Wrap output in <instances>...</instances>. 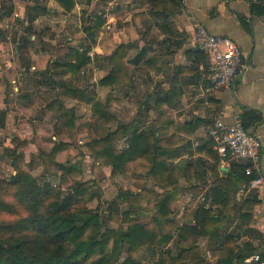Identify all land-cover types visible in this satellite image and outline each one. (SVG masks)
I'll return each instance as SVG.
<instances>
[{"label": "crops", "instance_id": "1", "mask_svg": "<svg viewBox=\"0 0 264 264\" xmlns=\"http://www.w3.org/2000/svg\"><path fill=\"white\" fill-rule=\"evenodd\" d=\"M103 1L106 7L101 10ZM163 2L170 3L169 0H0V35L5 34L0 39V70L6 64L10 69L6 71L8 78L22 86L11 104L4 100L5 90H0V112H4L0 142L5 146L0 159L14 154L15 158L9 160L11 169L13 162L21 161L26 168L34 166L44 182L58 183L63 188L72 186L82 178L80 171L73 167L63 172L64 167L59 163L73 160L76 155L69 143L77 122H84L77 116L85 107V120L92 117L90 105L96 101L103 104L98 95L102 91L106 94V109L113 117L120 111L129 115L126 118L130 120L121 126H128L130 130L150 128L160 145L163 143L178 151L176 158H167L178 185L171 210L175 203H180L182 183L188 187L186 201H191V207L179 206L185 216L182 222L177 221L178 225L186 221L189 214L186 215V209L210 207L207 194L210 186L216 179L225 177L229 163L236 162L221 160L211 148L207 131L220 111L226 123L233 122L234 115L244 108L259 114L260 119L250 129L259 135L263 144L258 169L264 176V15L257 16L250 10L251 3L264 4V0H182V7L174 6L173 13ZM193 21L202 24L211 34L229 37L241 50L243 66L232 89L208 91L200 76H196L187 57L188 51L195 50ZM111 24H114L113 31L105 37V46L111 53L120 48L123 69L115 82L99 86L100 69L92 67L89 61L82 70L72 73L68 67L69 54L81 51L86 42L93 50L99 48L104 38L102 29ZM70 33L73 35L66 39ZM134 40L136 43L129 45ZM43 43L51 48L64 44L68 49L60 56H50L44 51ZM9 62L11 66L13 62L12 68ZM17 64L21 72L18 76L14 70ZM82 90H87L83 101L66 92L77 95ZM41 101L44 102L41 104ZM141 113H145L142 116L155 113V120L146 122L144 116L145 122L140 123ZM81 132L86 134L83 129ZM129 138L130 132L120 137L119 143ZM55 144L63 145L55 152L52 151ZM50 151L56 155L49 156ZM45 156H48L46 161ZM253 195L259 202L245 211L247 226L237 228L238 212L228 232H234L238 248L248 245L254 249L253 255L263 259L264 191L249 190L240 182L233 201L240 206ZM157 197L156 202L160 201ZM197 202L200 203L196 205ZM175 235L172 232L171 236ZM202 240L207 241L202 242L208 247L203 256L209 264L215 263L209 241Z\"/></svg>", "mask_w": 264, "mask_h": 264}, {"label": "trees", "instance_id": "2", "mask_svg": "<svg viewBox=\"0 0 264 264\" xmlns=\"http://www.w3.org/2000/svg\"><path fill=\"white\" fill-rule=\"evenodd\" d=\"M169 2L171 5L168 2L163 3L171 13L174 12V6L178 9L182 7V0H169ZM250 10L252 14L262 16L264 4L251 3ZM240 20L244 21L242 18ZM122 57L123 53L119 48L108 59L112 66H122L120 63ZM187 57L192 63L196 76H200L198 67L200 64H206V56L199 49H193L187 52ZM69 58L71 62L68 67L71 72L82 70L90 61L86 56V48L69 54ZM118 70L121 69L112 67L111 72L98 81L99 86H107L115 82L116 76L120 74ZM84 91L86 90L76 92L77 95H71L70 91L66 92L70 97L83 101L86 97ZM91 107L96 120L104 123L110 121L111 117L107 113L106 106L94 102ZM239 114L242 125L247 130H251L253 124L260 119L258 113L247 108ZM3 120L4 112H0V127L3 126ZM128 132L130 138L127 140V149L118 154L114 153L112 143ZM87 146L100 159L104 158L105 164L110 165L113 172L129 171L130 164L138 163L142 178L166 190L165 194H158L160 201L153 206L151 218L153 224L148 226L134 219L131 209L134 205L129 199L135 198V193H130L129 190L120 191L115 199L133 205L122 212L123 223L127 224L125 228H108L104 218L85 207H81L75 213L66 214L72 203L80 199L87 202L97 197L89 190V185L77 182L63 195L59 187H52L48 182L39 185L34 177L14 164L16 172L11 177V183L13 186H18L15 194L29 209V215L15 223L5 225L7 232L17 235L11 239V242L0 243V264H113L114 259L123 253L126 256L119 264H141L132 257V253L144 246L153 249L157 244L167 245L172 239L168 234L169 231L176 234V246L179 252L175 257L166 252L165 255L161 254L147 264H209L203 259L196 246V243L202 239L209 241L212 258H216L213 264H244L247 255L254 252V249L248 248V245L238 248L235 245L234 232H228L238 212L240 214L237 228L247 226L244 224L245 211L259 202L255 195L243 200L240 206L233 201L239 183L248 185L255 176V174L245 176L244 170L247 165L229 163L225 177L216 179L207 192L211 199L210 207L198 206L189 212L185 222L178 225L171 218L173 214L171 205L178 195L177 179L174 170L169 169L166 162L167 158H176L179 155L175 148L163 143L160 145L152 130H137L135 127L130 130L128 126L123 125L112 133L98 136ZM57 148H53L52 151L56 152ZM0 184L11 185L1 180ZM136 189L140 191V188ZM112 203L114 204V201ZM18 230L21 232H17ZM86 231L88 234L83 236ZM95 256L98 257L89 259Z\"/></svg>", "mask_w": 264, "mask_h": 264}, {"label": "rangeland", "instance_id": "3", "mask_svg": "<svg viewBox=\"0 0 264 264\" xmlns=\"http://www.w3.org/2000/svg\"><path fill=\"white\" fill-rule=\"evenodd\" d=\"M105 7H106V3L103 1L100 9L104 10ZM81 20H84V17ZM112 25L114 24H111L110 27L105 26L104 29H102L104 38L100 42L99 48L97 47L96 49L93 50L92 48H90V44L88 42H86V45L82 46L81 48V50H84L86 48V56L90 59V64L92 63V67L97 66L100 69L101 76H102L101 78H104L105 76H107V74L111 72L112 67H114V69L119 67V69L121 70L120 71L118 70V73L122 74L123 65L122 66L121 65L112 66L109 60L110 59L109 57L112 55V53H111L110 48L105 46L106 43L104 42L106 41L105 37H109L113 31ZM72 35H73L72 33L67 34L66 39L67 37L69 36L71 37ZM96 35L99 36L100 34H96ZM3 37L5 38V34L2 36L0 35V39ZM92 38H94V40L96 41L95 35H93ZM95 41L93 42L92 45H95ZM68 42L70 41L68 40L64 43L67 44ZM134 43H136L135 40L132 41L131 43L129 41V45L134 44ZM39 44L41 46V42ZM42 46L44 48V51H47L51 54V55L49 54L50 56H60L61 53L65 54L68 49V48L67 49L65 48L66 46L64 44H62L60 48L47 47L44 45V43ZM63 50H66L65 53L62 52ZM134 53H135V49L132 54ZM8 65L12 68L14 64L12 62V66H11L9 62ZM8 68L9 67H6V64H4L2 70H0L1 71L0 73L1 89L0 90H5L7 95L4 97V100L8 104H11L15 96L18 94V90H20L22 86L21 87L18 86V84L14 80L12 81L8 78V72H6L10 70ZM87 68L90 69L91 67H87ZM107 69H108V73H107ZM14 70L17 76L18 74L21 73L19 71L18 64L15 66ZM31 72H34V71H31ZM98 78H99V75H98ZM135 82H137V80H135ZM98 95H99V99L103 101V104L99 103L98 101L96 102L105 106L106 94L100 91ZM96 96H94V98ZM1 97L3 98L2 91H1ZM30 98L31 97L27 98V100L29 101ZM44 101H46V99H44ZM44 101H41V104ZM147 101L150 104L151 100L149 98ZM90 106H92V104ZM84 109L85 107L81 109V111L79 112V115L77 116V119L84 120V122L78 121L77 129H74L73 134L70 136L71 142L69 143V145L74 149V152H77V153L76 155H74L73 160H70V161L65 160L63 163H59V165H63L64 168L61 171L66 172V173L68 172L69 169H73V167L75 171L78 168L77 172L80 171L82 178H80V180L75 181V183L72 186L74 187L77 182H80V183L82 182L85 185H89L90 186L89 190L92 193H95V195H98V198L96 199L95 197L87 202L80 199L78 202L76 201L71 204V206L66 211V214L75 213L76 210L81 209V207H85L88 210L97 212L102 218H104L105 225L108 228H113V229H117L119 227L125 228L127 224L123 223L122 212L128 207L134 205L133 207H131L133 211L132 215L134 219L138 223H142L148 226L152 225L153 223L151 222V218L153 216V206L155 203L159 202V201L157 202L155 201L156 199L158 200V197L156 196V194L157 192H159L161 195L165 194L166 190L162 189L160 186L158 188V186L153 185V183L150 180L147 181L144 178H142V175L140 173L141 167L138 163H132V165L130 164L131 169L129 171H125L122 173L113 172L112 167L108 164H105L104 158L100 159V157L96 156L91 151V149L87 146L88 143L92 142V140L97 138L98 136L116 131L118 127L121 126L120 124L125 123L128 120H130L129 118H126L129 115L128 114L124 115V113L120 111L116 113V115L113 117L110 114V112L107 111V113L110 115L111 118L108 123H104L100 120H96V118L93 115L92 117L90 116L89 119L85 120L87 111H85ZM143 114L145 113L140 114V118H142V122L140 123L145 122V120H143L144 116L147 117L146 122L147 121L152 122V120H155V117H156L155 113H151V114L148 113L142 116ZM73 116H76V115H73ZM29 120H31V118ZM16 123H17V120L15 121V124ZM146 126L149 127L150 125H146ZM81 128L86 132V134L82 132L80 133V131L82 130ZM148 129L152 130L150 128ZM8 136L9 135H5V138H8ZM119 139L120 137L115 139V141L112 143L113 144L112 149L114 153L116 154H118L119 150L121 149L122 150L127 149V146H128L126 141H121L123 143L120 144ZM61 145L63 144H59V145L55 144L54 146L60 147ZM3 147L5 146L0 142V154H1V150L3 149ZM48 155L54 156L56 154H51V151H50V154ZM10 157L15 158L14 154L13 155L11 154L6 159H0V180L5 183L11 184L7 186L0 184V243L1 242L3 243L11 242V239L17 235L15 233L7 232V227L5 225L15 223L16 221L21 220L29 215V209L24 205V203L20 200V198L16 196L15 194V192L18 190V186H13L11 183V177L15 175L16 171H15V166H13V169H11L12 166L10 165V162H9V160L11 159ZM0 158H1V155H0ZM14 158L12 159V161L14 160ZM47 158L48 156H45L43 160L46 161ZM168 160L169 159H167L166 162L169 163ZM16 164L19 169L26 171L28 174L34 177L37 180L39 185L45 183L43 180H41L40 175H38V172H35L34 166H29L28 168H26L25 165H23L21 161H17ZM145 164H147L148 166V163L145 162ZM12 165H14V162L12 163ZM13 170H14V173H13ZM48 184H50L52 187H56V188L59 187L63 195L66 193V191L68 190L70 191V187H72V186H68L66 188H63L58 183H53L50 181L48 182ZM181 185L182 187L180 188V196L178 198V201H180V203H175L173 214L171 215L172 216L171 218L176 223L177 221L182 222V218L185 216L184 213L182 214L180 213L181 209L179 206L191 207V204H190L191 201L187 202L186 196H185L189 193L188 187H186L185 186L186 184H183V183ZM124 188L126 190H129L130 193H133V194L135 193L134 194L135 198L129 199L131 201V204L133 205H129L127 204V202H123L122 204L121 202L114 200L116 199V195H118L120 191H125ZM136 188H140V191H138ZM151 189L153 190L151 191ZM113 201H114V204L113 203L112 204L115 205V207L111 204V202ZM199 203L197 202L196 205ZM115 208L117 209V213H115V210H116ZM111 210L113 211V213ZM189 212L190 210L188 209L185 210L186 215ZM179 215L181 216L180 217L181 219H179V217L176 218V216H179ZM17 232H21V231L18 230ZM87 234L88 232L86 231L84 232L83 236H86ZM168 234L172 235V231H169ZM173 238L174 240H172ZM172 239L167 245L157 244L156 246H154L155 249L148 248L145 246L141 247L136 252L132 253V257L138 262H140L141 264H147V262H152L154 259L158 258V256H160L161 254L162 256L165 255L164 253L166 252H169L170 256L174 255L175 257L176 254L179 252V250H178V247L176 246V242H177L176 238L172 236ZM202 241L204 243L207 242L206 240L199 241V246H200L199 252L201 253L203 259L207 262V259H205V257L203 256V252L208 247ZM67 246L69 247V245ZM96 255H99V254H96ZM125 256L126 254L124 253L120 254L118 258L114 259L113 264L121 263L124 260ZM96 257L98 256L90 257L89 259L96 258Z\"/></svg>", "mask_w": 264, "mask_h": 264}, {"label": "built area", "instance_id": "4", "mask_svg": "<svg viewBox=\"0 0 264 264\" xmlns=\"http://www.w3.org/2000/svg\"><path fill=\"white\" fill-rule=\"evenodd\" d=\"M192 45L206 56V64H200V80L208 91L233 88L235 78L243 66L242 52L229 37L209 33L202 24L192 22ZM207 135L212 151L221 160H234L247 165L246 176L255 174L248 185L249 190L264 191V176L259 174L262 141L253 130L243 127L240 114L233 117V122L226 123L223 112H219L208 127ZM264 208V200H263ZM245 264H264V258L256 254L245 258Z\"/></svg>", "mask_w": 264, "mask_h": 264}]
</instances>
